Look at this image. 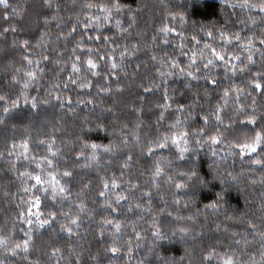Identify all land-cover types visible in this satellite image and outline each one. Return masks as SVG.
I'll use <instances>...</instances> for the list:
<instances>
[{
  "label": "trees",
  "instance_id": "1",
  "mask_svg": "<svg viewBox=\"0 0 264 264\" xmlns=\"http://www.w3.org/2000/svg\"><path fill=\"white\" fill-rule=\"evenodd\" d=\"M242 3L0 5V264H264V167L252 163L264 152L228 149L264 126V13ZM100 6L112 8L109 20ZM213 48L227 64L205 67ZM253 102L258 123L241 126L236 109L252 114ZM218 129L227 141L212 144ZM181 132L187 145L157 146ZM49 173L65 189L54 199L52 185L33 178L51 181ZM37 197L39 221L48 223L28 225Z\"/></svg>",
  "mask_w": 264,
  "mask_h": 264
},
{
  "label": "snow or ice",
  "instance_id": "2",
  "mask_svg": "<svg viewBox=\"0 0 264 264\" xmlns=\"http://www.w3.org/2000/svg\"><path fill=\"white\" fill-rule=\"evenodd\" d=\"M6 2L7 0H0V5H6ZM89 7H92V5H88ZM241 7L243 8H248V9H254V8H258L260 10L261 13H264V0H261L260 3H250L249 0H243V3L240 5ZM101 7V11L103 13V19L105 21L109 20L111 14H112V8H109L107 6H100ZM112 7L114 8H119V5H113ZM93 20H95L97 22V26L99 27V21H100V17H93L92 18ZM117 26H119L120 22L117 21ZM88 25H86L87 27ZM164 31H169V29H167V27H165ZM209 35H211V33H209ZM223 35V34H222ZM105 40H107V37L104 38ZM193 39H195V37H193ZM236 39H239V37L237 36ZM26 43V42H25ZM261 43H264V40H261ZM249 44H251V41H249ZM206 48L208 47L207 45L205 46ZM203 52V50H201ZM211 54H212V58L211 59H207V63L205 64V67L208 68L210 66H212L214 64V60H220V61H224L225 64H227V61H225V58H224V55L217 51L216 49H212L211 50ZM123 55V53H122ZM193 55L195 56V53H193ZM238 57L236 56H233V59H237ZM79 59V58H77ZM247 61L248 63H251L252 62V56L249 55L247 58ZM29 63H31V61H29ZM87 64L89 65V69L88 70H94L97 68V65L96 63L92 60V59H89L87 61ZM191 66V65H190ZM112 67L113 68H116L117 65L115 63L112 64ZM172 68H176L178 67V65L176 64L175 61L172 62V65H171ZM245 67H247V65H245ZM72 68H73V71L74 72H77L79 71L80 69L77 67V64L76 63H73L72 64ZM244 69L242 68L241 71H243ZM184 70L181 69V72H183ZM95 74V73H93ZM172 73L169 72V73H161L162 76H165V75H171ZM28 76L29 77H34V73H28ZM187 76L189 77H192V78H196L194 76V74L192 72H187ZM76 81H73V83H75ZM212 84H216L217 82L215 80H212L211 81ZM25 87H27V83H25ZM80 87H85L84 84H81ZM256 87L257 88H260L261 85L260 84H256ZM228 95V90L225 91V96L227 97ZM0 100H4V97L0 96ZM15 102H13L14 104ZM255 102H253V108H252V114H248L244 107L241 106L239 108L236 109L237 113H239L240 115H244L245 116V121H241L240 122V125L241 126H247V125H252V126H256L257 125V118H256V109H255ZM35 106V104L33 105ZM167 107V105H166ZM181 108H183V106H181ZM8 109L5 108V112H7ZM215 115H216V120L218 121L219 124H223V120L221 119V115H220V110L217 109L216 112H215ZM207 117L204 118L205 122H207ZM261 121H264V116H262L261 118ZM174 127H177L179 128L180 126V121H177L175 125H173ZM225 132H232L233 129H232V122L230 121L229 125L225 127L224 129ZM201 133L204 132V129H201L200 130ZM171 140L172 141V144L177 146L179 148V144H180V141L182 140L183 143L185 145L188 144V134L186 132H181L178 136L177 135H172V136H165L163 138V141L162 142H157V146L160 147V148H164V147H167V143H168V140ZM212 144H218V143H221V142H225L227 141V136H224L222 132H220V130L218 129L217 130V135H213V136H210L208 138ZM197 144H201L203 143V137L201 136V139H198L196 141ZM97 146L96 145H92V148L95 149ZM232 148H237L239 150V155L241 157H244V156H250L252 154H257L258 153V150H260L261 152H264V126H261L259 127L258 130L255 131V134L254 136L253 135H247L245 134L244 135V138H243V142H241L240 140H235V141H228V149L229 151L231 152V149ZM110 150V149H109ZM149 151L151 152L152 149L149 148ZM188 151V148L187 147H184V148H180V155L181 157H183L184 153ZM212 155L215 156L216 155V151L215 149H213L212 151ZM252 163L253 164H257V165H261V167H264V156H260L258 159H254L252 160ZM48 164L49 166H51L52 162L51 161H48ZM160 172V169L157 168V174H159ZM27 175L29 176H32L31 173H27ZM49 176H52L51 173L48 174ZM65 175H69V173H65ZM196 173L195 172H192L191 173V176H195ZM33 178L36 180L37 184L38 185H44L46 183H50L52 185V194H53V199L55 198V195L57 193V191H59L60 193H63L64 192V188L63 187H57L58 185V181L55 180V177L52 176V179L51 181H46L45 179H43L41 177V175L37 174L35 176H33ZM36 185H33V187H35ZM108 185L107 183H105V189H107ZM112 187L115 188L116 187V182L115 180L112 181ZM177 188H181V187H184V185H181V184H177L176 185ZM101 196H104L105 195V192H101L100 193ZM218 196L220 194H217ZM122 199V197H117V203H119V200ZM36 206H39L41 201L39 199V197L36 198ZM54 215V214H52ZM37 216H39V213H37ZM29 224L32 223L31 220H28L27 221ZM39 223L41 225H44L46 223H48V221L46 220H40ZM72 223L73 224H76L77 223V220L76 219H73L72 220ZM117 227V230H119V225L116 226ZM69 232H71V228L69 227L67 229ZM182 232L184 231H187V229H180ZM26 235L28 233H25ZM156 237L157 238H162L160 233L157 232L155 233ZM261 240H262V249H264V233H261ZM5 241L3 239H0V244H4ZM247 243V242H246ZM27 244L28 242L25 241L24 242V245L23 247L25 248V250H27ZM16 248H19L21 247L20 244H17L15 246ZM112 251L113 252H116L117 249L115 247L112 248ZM261 256L262 258H264V251L261 252ZM223 264H234V260L232 257H227L224 259L223 261ZM253 264H255V262H253Z\"/></svg>",
  "mask_w": 264,
  "mask_h": 264
},
{
  "label": "rangeland",
  "instance_id": "3",
  "mask_svg": "<svg viewBox=\"0 0 264 264\" xmlns=\"http://www.w3.org/2000/svg\"><path fill=\"white\" fill-rule=\"evenodd\" d=\"M38 208L39 206H36V203H32V206L30 208V211L28 212V216L27 218H29L28 220H31L32 223L28 225H32V224H37L39 223V216H37V213H38Z\"/></svg>",
  "mask_w": 264,
  "mask_h": 264
}]
</instances>
